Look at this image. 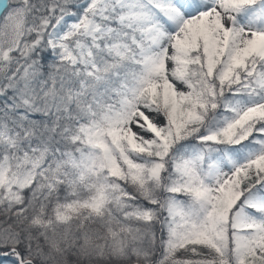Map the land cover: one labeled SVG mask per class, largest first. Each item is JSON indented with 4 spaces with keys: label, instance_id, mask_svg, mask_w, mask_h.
I'll return each instance as SVG.
<instances>
[{
    "label": "snow or ice",
    "instance_id": "6c2138e0",
    "mask_svg": "<svg viewBox=\"0 0 264 264\" xmlns=\"http://www.w3.org/2000/svg\"><path fill=\"white\" fill-rule=\"evenodd\" d=\"M0 264H264V0H0Z\"/></svg>",
    "mask_w": 264,
    "mask_h": 264
}]
</instances>
